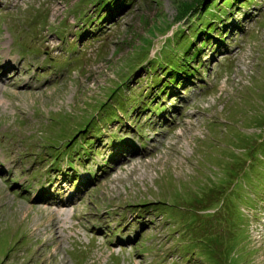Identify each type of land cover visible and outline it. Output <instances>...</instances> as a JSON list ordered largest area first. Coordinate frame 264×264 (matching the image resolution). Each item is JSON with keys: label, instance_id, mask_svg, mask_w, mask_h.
<instances>
[{"label": "rangeland", "instance_id": "rangeland-1", "mask_svg": "<svg viewBox=\"0 0 264 264\" xmlns=\"http://www.w3.org/2000/svg\"><path fill=\"white\" fill-rule=\"evenodd\" d=\"M0 72V264H264V0H0Z\"/></svg>", "mask_w": 264, "mask_h": 264}, {"label": "trees", "instance_id": "trees-1", "mask_svg": "<svg viewBox=\"0 0 264 264\" xmlns=\"http://www.w3.org/2000/svg\"><path fill=\"white\" fill-rule=\"evenodd\" d=\"M186 12H189L188 11V8H185L184 10H183V13H186ZM207 26V25H206ZM200 62V61H199ZM170 79H173V78H171V77H169ZM169 84H171V83H169ZM167 86V85H166ZM141 98H143V95H141L140 97H139V99H141ZM156 98V96H153V97H151L148 101H153L154 99ZM139 105V110H138V112H142V111H144V110H146V108H147V106L149 105L148 103H147V105H145L144 104V102L142 101V103H140V104H138ZM161 107H163V106H161ZM139 116H133V118H138ZM86 125V124H85ZM83 130V128L81 129V128H79L77 131H74V132H71L70 134H68V140H70L71 139V137L73 138V139H75V137H76V135L80 132V131H82ZM66 143V142H65ZM233 206V205H232ZM232 206H230V208H232ZM234 226H236V225H234Z\"/></svg>", "mask_w": 264, "mask_h": 264}, {"label": "clouds", "instance_id": "clouds-1", "mask_svg": "<svg viewBox=\"0 0 264 264\" xmlns=\"http://www.w3.org/2000/svg\"><path fill=\"white\" fill-rule=\"evenodd\" d=\"M84 33H86V32H84ZM85 35V34H84ZM142 138V137H141ZM75 140H76V138H75ZM117 140V139H116ZM126 140H128V139H125L124 141H119V140H117V142L118 143H125L126 142ZM132 142V141H131ZM130 142V143H131ZM144 140H140V148H143L145 145H146V142H144ZM88 157H89V155L87 156V157H85V158H80V157H77L78 159H82V160H86V159H88ZM73 170H74V168H73ZM37 172V171H36ZM29 172H27L26 174H28ZM85 174H88L89 175V177H88V179L86 180V179H81L80 178V175L79 174H77V175H79L76 179H74V184H76V183H79V182H88L89 180H91V174H90V172H85ZM95 174V173H94Z\"/></svg>", "mask_w": 264, "mask_h": 264}, {"label": "bare ground", "instance_id": "bare-ground-1", "mask_svg": "<svg viewBox=\"0 0 264 264\" xmlns=\"http://www.w3.org/2000/svg\"><path fill=\"white\" fill-rule=\"evenodd\" d=\"M10 65V64H9ZM11 71V70H10ZM1 73V72H0ZM0 77H3V75H1L0 74ZM160 119V118H159ZM163 126V125H162ZM144 127V126H143ZM149 129V128H148ZM56 161V160H55ZM102 161H105V160H102ZM106 162V161H105ZM59 163V162H58ZM103 163V165H104V162H102ZM107 164V163H106ZM71 169H73L72 167H70ZM7 174V173H6ZM74 175H77L76 173H74ZM71 176V175H70ZM5 178V177H4ZM41 182V181H40ZM61 202V201H60ZM67 204L66 205H69V202H66ZM58 205H61V204H59V202H58Z\"/></svg>", "mask_w": 264, "mask_h": 264}]
</instances>
